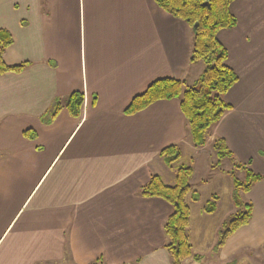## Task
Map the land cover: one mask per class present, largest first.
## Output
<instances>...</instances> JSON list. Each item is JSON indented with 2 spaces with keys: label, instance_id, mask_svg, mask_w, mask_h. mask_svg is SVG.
I'll return each mask as SVG.
<instances>
[{
  "label": "crops",
  "instance_id": "crops-1",
  "mask_svg": "<svg viewBox=\"0 0 264 264\" xmlns=\"http://www.w3.org/2000/svg\"><path fill=\"white\" fill-rule=\"evenodd\" d=\"M229 12L236 25L216 39L238 81L208 136L264 175V0H234ZM0 29L12 37L5 63L30 64L0 76V264H171L162 227L173 209L139 191L152 174L173 185L160 152L191 145L185 117L176 98L123 110L155 80H197L203 63L190 61L192 29L153 0H0ZM73 92L83 94L80 116L62 108L44 123L51 102ZM228 168L213 169L208 198L221 194L232 209ZM243 195L251 219L215 255L264 264V179ZM186 201L192 250L201 219L218 205L190 228L199 199Z\"/></svg>",
  "mask_w": 264,
  "mask_h": 264
},
{
  "label": "trees",
  "instance_id": "trees-1",
  "mask_svg": "<svg viewBox=\"0 0 264 264\" xmlns=\"http://www.w3.org/2000/svg\"><path fill=\"white\" fill-rule=\"evenodd\" d=\"M157 6L172 17L186 23L193 32L192 53L190 61H201L203 69L197 80L184 87L183 81L174 78H162L152 82L146 90L136 95L123 110L126 115L135 114L158 100L178 99L180 109L185 117L186 128L195 147L206 143L210 128L216 124L222 115L231 109L223 96L238 81L237 74L225 64L226 50L217 41L216 33L221 29H231L236 25V19L229 12V6L234 0H153ZM207 3V5H206ZM12 44V37L7 30L0 29V76L12 72L21 73L30 64L22 62L7 64L4 52ZM83 105V94L73 92L64 99H54L42 117L44 123L54 120L58 112L65 108L73 117H79ZM23 135L33 138V134L24 131ZM213 149L218 160L232 158V152L226 147L222 138H215ZM181 155L178 145H169L160 152L164 164L171 168ZM233 162L234 169H243L245 177L239 180L233 170L227 172L232 178L231 199L236 211L223 221L217 231V240L213 251L216 253L225 240L233 232L246 225L252 216V204L241 199V194L250 190L264 175L256 174L243 164ZM174 171L173 185L163 183L160 176L152 174L149 181L140 189L139 194L146 198H159L168 203L173 212L163 224L165 236L164 249L170 256L171 264H182L186 258L199 261L200 257L192 253L188 240L190 208L186 196L191 195L196 202L199 195L191 191L190 179L193 170L189 166H178ZM217 197L210 196L203 212L212 214L216 210ZM234 264V261L228 263Z\"/></svg>",
  "mask_w": 264,
  "mask_h": 264
},
{
  "label": "rangeland",
  "instance_id": "rangeland-1",
  "mask_svg": "<svg viewBox=\"0 0 264 264\" xmlns=\"http://www.w3.org/2000/svg\"><path fill=\"white\" fill-rule=\"evenodd\" d=\"M224 96H223V99L225 101ZM213 141H214V137L208 136L205 145H203V147L201 146V148L195 147L192 141H190V144H191L190 146L183 145L182 147H179L181 148L180 158L171 165V168L167 167L173 176H174L173 170L176 169L178 166H189L193 170V174L190 179V186L194 190L196 189L198 190V192L196 191V193L199 195V203H198L199 205H197L198 208L196 207V205L191 206V212L193 214V218L191 220L192 224L190 228H193V226L195 225V221L197 220L196 214L203 212L201 205H205L206 202L204 203V201L209 200L208 194L210 193V191H212V189L215 186L213 181L211 182L210 180H208L213 174H215V171H213V169H217L219 171V169L229 167L228 170L225 171L226 174L228 171L233 170L234 175L237 179L243 180L245 177V172L243 169H234L233 166L230 168L231 161L239 163L238 161H235L234 155L232 158H227V159H224L223 161L222 159L218 160V158L215 156L216 154L213 149ZM243 165L249 168V164H243ZM249 169L251 170V168ZM227 175L230 177L229 174ZM203 180L209 181L207 186H203L204 184ZM212 195H215V194H212ZM220 195L218 196L215 195L218 198L217 201L219 200L218 203L216 202V204L218 205V211L215 213L214 217H210L209 219L207 218L201 219L202 221H208V222H206L204 226V230L202 232H197V239L199 238L198 242L196 243L192 242V250H193L192 253L200 257L199 261H194L191 258H186L183 260L182 264H228L234 261L233 260L235 259L234 257L229 258V259L227 258V261L220 260L222 258L220 256H216L214 251H212L209 248L210 240L215 238L214 227L216 223H220L222 220L224 221L236 211V208L234 207V205L231 209L228 206L229 202H226V198L223 195L222 196ZM241 199L244 202L246 201V197L245 195H243V193L241 194ZM194 204H197V203H194ZM196 226L198 230L201 228V224H196ZM190 231L193 236L194 232L192 231V229ZM242 256L243 255L240 254L239 258H241ZM222 257L224 258L225 256H222Z\"/></svg>",
  "mask_w": 264,
  "mask_h": 264
},
{
  "label": "water",
  "instance_id": "water-1",
  "mask_svg": "<svg viewBox=\"0 0 264 264\" xmlns=\"http://www.w3.org/2000/svg\"><path fill=\"white\" fill-rule=\"evenodd\" d=\"M206 5H207V3H206Z\"/></svg>",
  "mask_w": 264,
  "mask_h": 264
}]
</instances>
